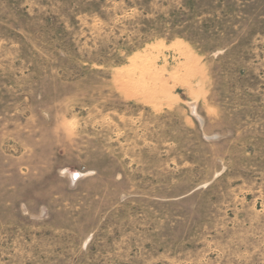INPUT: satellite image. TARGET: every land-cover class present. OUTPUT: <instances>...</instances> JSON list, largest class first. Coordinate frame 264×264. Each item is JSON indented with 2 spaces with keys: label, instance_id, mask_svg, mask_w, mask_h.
I'll return each instance as SVG.
<instances>
[{
  "label": "rangeland",
  "instance_id": "obj_1",
  "mask_svg": "<svg viewBox=\"0 0 264 264\" xmlns=\"http://www.w3.org/2000/svg\"><path fill=\"white\" fill-rule=\"evenodd\" d=\"M203 1L0 0V264H264V0Z\"/></svg>",
  "mask_w": 264,
  "mask_h": 264
},
{
  "label": "trees",
  "instance_id": "obj_2",
  "mask_svg": "<svg viewBox=\"0 0 264 264\" xmlns=\"http://www.w3.org/2000/svg\"><path fill=\"white\" fill-rule=\"evenodd\" d=\"M199 3L200 4H202V3H204V1L203 0H199ZM144 23H145V29H144V32L146 33V32H150V34H151V36H156V37H161V33H158V32H160V31H158V30H162V27H157V26H155L153 23L154 22H152V21H144ZM176 21L175 22H173V25L174 26H176ZM205 25H208V21H206L205 23H204ZM175 28V27H174ZM189 28H192V26L191 27H189ZM189 28L188 27H186V30H187V32H191V31H189ZM175 29H171V31H174ZM142 33H143V31H142ZM180 33H181V31H174L173 33H172V35H177V36H180ZM192 36H194V37H202V36H207V34H208V27L206 28H204V30L202 31V33H200V31L199 30H197V31H195V32H191L190 33ZM194 44V43H193Z\"/></svg>",
  "mask_w": 264,
  "mask_h": 264
},
{
  "label": "bare ground",
  "instance_id": "obj_3",
  "mask_svg": "<svg viewBox=\"0 0 264 264\" xmlns=\"http://www.w3.org/2000/svg\"><path fill=\"white\" fill-rule=\"evenodd\" d=\"M176 48H177V51H179L180 53H182V55L185 56L186 59H188L191 62H194L195 56H194L193 52L191 51L190 47L186 43L179 41V43L176 44Z\"/></svg>",
  "mask_w": 264,
  "mask_h": 264
}]
</instances>
